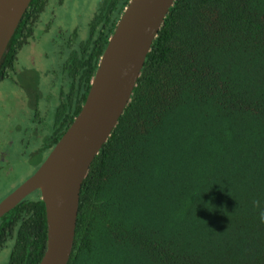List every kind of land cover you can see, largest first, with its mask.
Returning <instances> with one entry per match:
<instances>
[{"label": "trees", "instance_id": "trees-1", "mask_svg": "<svg viewBox=\"0 0 264 264\" xmlns=\"http://www.w3.org/2000/svg\"><path fill=\"white\" fill-rule=\"evenodd\" d=\"M49 1L31 0L0 84L14 83ZM129 1L99 0L88 36L75 29L64 44L70 84L40 163L79 114ZM262 213L264 0H175L83 182L68 264H264ZM46 243L37 191L0 219V254L39 264Z\"/></svg>", "mask_w": 264, "mask_h": 264}, {"label": "water", "instance_id": "water-1", "mask_svg": "<svg viewBox=\"0 0 264 264\" xmlns=\"http://www.w3.org/2000/svg\"><path fill=\"white\" fill-rule=\"evenodd\" d=\"M31 0H0V63ZM175 0H130L91 80L79 114L40 168L0 202V219L39 191L47 243L39 264H68L80 193L90 166L118 124L147 55Z\"/></svg>", "mask_w": 264, "mask_h": 264}, {"label": "rangeland", "instance_id": "rangeland-1", "mask_svg": "<svg viewBox=\"0 0 264 264\" xmlns=\"http://www.w3.org/2000/svg\"><path fill=\"white\" fill-rule=\"evenodd\" d=\"M98 2L99 0H50L48 8L37 24L34 36L36 40L25 47L19 55L18 69L25 72L31 68L50 69L58 63L63 64L68 55L64 48L65 41L75 29L78 30L79 41L88 36V25L94 16ZM53 38L59 42V48ZM57 49L63 50L64 55L60 61L56 55ZM44 54L47 56L44 57ZM49 79L52 81V77ZM50 81H47V84L44 82L45 89ZM18 100L22 103L21 92L15 85L8 81L0 84V163H2L0 164L2 166L0 202L23 184L40 165L45 154L40 150L43 140L52 133V122L56 111V105L51 104L50 115L41 125L43 129L41 134L34 133L31 129L28 132L24 129L15 131L19 121H6V119L8 113L17 115L15 110L19 109ZM29 127L30 125L27 128ZM9 130L14 132L10 137L12 144L7 145ZM9 255L10 247L0 254V264H8Z\"/></svg>", "mask_w": 264, "mask_h": 264}, {"label": "flooded vegetation", "instance_id": "flooded-vegetation-1", "mask_svg": "<svg viewBox=\"0 0 264 264\" xmlns=\"http://www.w3.org/2000/svg\"><path fill=\"white\" fill-rule=\"evenodd\" d=\"M68 39L69 37L65 41L66 44L68 42ZM54 40H55L56 45L58 46L59 42H57L56 39ZM56 55L59 57V61H60L61 57L64 54L59 53L57 51ZM43 56L46 57L47 54H44ZM67 58H68V55L64 63L63 64L61 63L62 65L58 63L55 67H52L50 69L31 68V69L26 70L25 72H22L18 69V64H17V69L13 76L14 78L13 85H15L21 92L22 103H20V101L18 100L19 109L15 110L17 115L14 116L13 114L8 113L7 119H6V121H14V122L17 120L19 121V124L16 123L18 124V126L17 128L15 127L14 129L15 131L24 129L25 132H28L29 129H31L34 133L41 134L43 132L41 125L45 123L46 118L48 117V115H50L49 113L51 110V106L55 104L56 111H57V109L61 105L62 100L65 98L64 96L67 94V91H68V86L70 84V77L67 75V73L64 72V70H66L65 63L67 61ZM49 77H52V81H50ZM56 79L58 81H56ZM47 81L48 82L50 81V84L47 87V89H45L43 87V84L44 82L47 84L48 83ZM56 111L54 113L52 128L55 125ZM28 125H30L29 128H27ZM13 132L14 131H10L8 135L9 140H7V145L9 143L12 144L11 142L12 140L10 139V137ZM47 138H45L43 141L45 142ZM51 151L52 150L50 149L49 153ZM1 160L3 161V157H1ZM42 163H40V165L38 164L39 166L37 165L38 168L41 166ZM1 168L2 166L0 167V169ZM34 173H32V175Z\"/></svg>", "mask_w": 264, "mask_h": 264}, {"label": "clouds", "instance_id": "clouds-1", "mask_svg": "<svg viewBox=\"0 0 264 264\" xmlns=\"http://www.w3.org/2000/svg\"><path fill=\"white\" fill-rule=\"evenodd\" d=\"M261 219L264 220V213L261 214Z\"/></svg>", "mask_w": 264, "mask_h": 264}]
</instances>
